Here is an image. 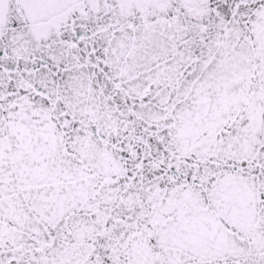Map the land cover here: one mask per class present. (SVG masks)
I'll return each instance as SVG.
<instances>
[{"label":"snow or ice","instance_id":"6c2138e0","mask_svg":"<svg viewBox=\"0 0 264 264\" xmlns=\"http://www.w3.org/2000/svg\"><path fill=\"white\" fill-rule=\"evenodd\" d=\"M0 264H264V0H0Z\"/></svg>","mask_w":264,"mask_h":264}]
</instances>
